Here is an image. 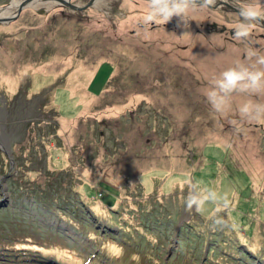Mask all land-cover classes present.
<instances>
[{"label": "rangeland", "instance_id": "rangeland-1", "mask_svg": "<svg viewBox=\"0 0 264 264\" xmlns=\"http://www.w3.org/2000/svg\"><path fill=\"white\" fill-rule=\"evenodd\" d=\"M108 1L29 7L0 24V247L44 233L19 212L18 187L66 196L72 180L102 193L96 228L123 235L100 246L102 264H264V116L239 112L264 90L232 93L223 112L206 97L222 71L255 63L249 47L264 54V29L237 40L236 14L208 7L188 26L145 24L144 0ZM189 181L228 206L189 209Z\"/></svg>", "mask_w": 264, "mask_h": 264}, {"label": "trees", "instance_id": "trees-1", "mask_svg": "<svg viewBox=\"0 0 264 264\" xmlns=\"http://www.w3.org/2000/svg\"><path fill=\"white\" fill-rule=\"evenodd\" d=\"M73 182H69L71 194L66 193V196L58 192L49 194L30 187H18L16 197L25 200L19 204V212L25 210L32 213L36 219L35 225L44 223L40 227L44 233L24 236L20 242L10 247H0V264H102L100 256L108 259V254L100 246L103 247L108 240H120L123 235L103 233L96 228L100 220L91 201L99 199L102 193L96 192L94 199L87 198L83 186L74 190ZM12 205L16 206L14 202ZM3 208L5 206L0 209ZM52 218L63 228L51 225ZM69 231L73 233L69 235ZM198 239L200 238H196V241ZM186 240L188 242L191 239L186 236ZM79 241H84L86 245L94 241L91 253L81 252L77 244Z\"/></svg>", "mask_w": 264, "mask_h": 264}, {"label": "clouds", "instance_id": "clouds-1", "mask_svg": "<svg viewBox=\"0 0 264 264\" xmlns=\"http://www.w3.org/2000/svg\"><path fill=\"white\" fill-rule=\"evenodd\" d=\"M228 3L229 0H224ZM237 9L238 21L234 25V37L237 40H246L250 37L251 30L264 21V3L261 0H230ZM147 5L143 21L145 24H166L173 17L179 18L183 26H188V14L201 7H210L216 4V0H144ZM179 26V24H178ZM248 58L255 57L253 65L238 62L234 66L222 71L212 81V86L206 91V97L211 107L217 112H223L229 104L230 95L234 92H249L264 90V54L253 47L247 50ZM239 112L241 116L259 118L264 116V104L244 103ZM191 190L186 196V206L194 208L198 212L205 210L207 203L216 205V212L221 207L226 208L228 201L222 198L211 188H201L197 183L189 181ZM214 225H223L220 217H212Z\"/></svg>", "mask_w": 264, "mask_h": 264}, {"label": "water", "instance_id": "water-1", "mask_svg": "<svg viewBox=\"0 0 264 264\" xmlns=\"http://www.w3.org/2000/svg\"><path fill=\"white\" fill-rule=\"evenodd\" d=\"M33 1H36V0H25L24 3H22L18 7V9L15 12V15H13L11 17H8V18H0V24H2V25L9 24L11 21L16 19L20 15L22 10L31 7L28 4L33 2ZM49 1H53V2H58L59 3V4L53 5L51 7H55L56 6V7H61L64 10L77 11V12H82V11H84L86 9L93 8V7L96 6L95 5L96 0H87V2L82 4V5L81 4L78 5V4L72 3L71 0H67V1H64V0H49ZM208 8L209 9H213V10L222 8L225 11H230V12H234V13H236V11H237V9L235 7H233V5L230 2V0H229L228 3H225L224 0H217L215 5L210 6ZM257 26H260V27L264 28V21H260Z\"/></svg>", "mask_w": 264, "mask_h": 264}, {"label": "bare ground", "instance_id": "bare-ground-1", "mask_svg": "<svg viewBox=\"0 0 264 264\" xmlns=\"http://www.w3.org/2000/svg\"><path fill=\"white\" fill-rule=\"evenodd\" d=\"M24 1L25 0H14L12 2V4H11L10 8L7 7V8L0 9V18L11 17L16 12L18 7L22 3H24ZM64 1H67V0H64ZM216 2H217V0H216ZM57 4H59V3L58 2L49 1V0H36V1H33V2L29 3L28 5L31 6V8L39 9L41 7L49 8V7H51L53 5H57ZM107 4H109L108 0H96V3H95V5H98V7H103V6H106Z\"/></svg>", "mask_w": 264, "mask_h": 264}, {"label": "flooded vegetation", "instance_id": "flooded-vegetation-1", "mask_svg": "<svg viewBox=\"0 0 264 264\" xmlns=\"http://www.w3.org/2000/svg\"><path fill=\"white\" fill-rule=\"evenodd\" d=\"M257 27H259V28H261V29H264V28H262V27H260V26H257Z\"/></svg>", "mask_w": 264, "mask_h": 264}]
</instances>
